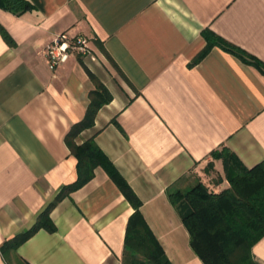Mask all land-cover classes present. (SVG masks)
Returning a JSON list of instances; mask_svg holds the SVG:
<instances>
[{"label": "crops", "instance_id": "obj_1", "mask_svg": "<svg viewBox=\"0 0 264 264\" xmlns=\"http://www.w3.org/2000/svg\"><path fill=\"white\" fill-rule=\"evenodd\" d=\"M30 1L0 7V264H139L125 247L135 210L102 167L57 202L55 231L6 247L77 182L66 138L98 83L112 100L76 144L91 140L128 182L171 264H204L169 196L229 188L214 152L264 162V74L218 46L196 59L211 32L264 64V0ZM64 32L90 53L52 70L45 49ZM253 255L264 264V238Z\"/></svg>", "mask_w": 264, "mask_h": 264}, {"label": "trees", "instance_id": "obj_2", "mask_svg": "<svg viewBox=\"0 0 264 264\" xmlns=\"http://www.w3.org/2000/svg\"><path fill=\"white\" fill-rule=\"evenodd\" d=\"M0 7L17 15L34 9L30 0H0ZM0 30L9 40L4 28L0 26ZM203 35L207 45L196 62L218 46L264 74V64L259 60L214 33L204 32ZM91 99L86 118L74 125L66 138L78 159L77 182L65 187L56 201L40 214L35 225L9 240L6 247L18 248L40 229L55 231L50 214L57 202L89 182L95 170L102 167L135 210L128 222L126 251L135 254L139 264H171L141 213L142 201L128 182L91 140L76 144V139L83 131L94 127L98 111L112 100V95L103 84L98 83ZM213 154L224 161L230 187L216 192L199 182L185 193L170 194V200L179 209L191 236V246L204 264H258L253 248L264 238V162L248 169L233 153L224 150Z\"/></svg>", "mask_w": 264, "mask_h": 264}, {"label": "built area", "instance_id": "obj_3", "mask_svg": "<svg viewBox=\"0 0 264 264\" xmlns=\"http://www.w3.org/2000/svg\"><path fill=\"white\" fill-rule=\"evenodd\" d=\"M89 53V39L70 32L58 35L45 49V56L52 70L66 64L72 56L85 57Z\"/></svg>", "mask_w": 264, "mask_h": 264}]
</instances>
